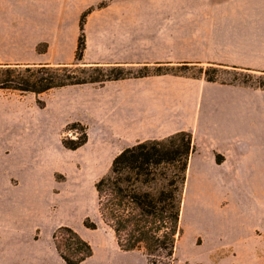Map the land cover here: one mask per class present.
<instances>
[{"label":"crops","instance_id":"1","mask_svg":"<svg viewBox=\"0 0 264 264\" xmlns=\"http://www.w3.org/2000/svg\"><path fill=\"white\" fill-rule=\"evenodd\" d=\"M101 1L0 0V64L74 63L80 15ZM84 33L82 66L191 62L264 71V0H108L87 15ZM41 44L44 53L37 51ZM41 111L53 115L54 138L48 134L52 125L37 118ZM73 122L86 127L88 139L71 151L62 146L61 133ZM179 131L192 134L196 152L190 161L197 158L203 185L218 191V178L226 174L244 185L249 178L258 194L263 259L264 91L169 74L65 86L37 96L0 89V238L17 240L25 210L56 203L57 174L74 180L60 202L84 203L90 192L96 196L95 179L123 149ZM200 136L210 141L203 156ZM69 152L77 153L76 161L67 160ZM215 152L222 163L215 162Z\"/></svg>","mask_w":264,"mask_h":264},{"label":"trees","instance_id":"2","mask_svg":"<svg viewBox=\"0 0 264 264\" xmlns=\"http://www.w3.org/2000/svg\"><path fill=\"white\" fill-rule=\"evenodd\" d=\"M105 4H98L96 9ZM94 9L91 7L80 15L74 63L0 64V89L37 96L65 86L103 85L107 81L166 74L203 78L207 82L217 83L220 71H232L228 82L219 83L264 91V71L236 66L191 62L143 65L136 69L122 65L82 66L80 61L86 47L84 23ZM46 48V44H41L37 46V51L44 53ZM173 65L194 72L189 75L177 72L172 70ZM36 104L39 108L44 107V102L40 100ZM65 130L80 131V135L74 139L61 138L65 149L74 151L87 142V129L84 125L73 122ZM195 152L192 134L179 131L163 139L138 142L113 158L108 172L94 183V189L98 214L112 231L120 250L141 251L146 264H174L176 242L183 233L180 213L187 168ZM214 156L217 164L224 160L216 152ZM83 226L89 230L97 229V224L89 217L85 218ZM51 240L57 256L64 264H81L93 255L90 243L69 226L57 227Z\"/></svg>","mask_w":264,"mask_h":264},{"label":"rangeland","instance_id":"3","mask_svg":"<svg viewBox=\"0 0 264 264\" xmlns=\"http://www.w3.org/2000/svg\"><path fill=\"white\" fill-rule=\"evenodd\" d=\"M102 2L107 4L108 0L92 7L96 9ZM173 66L172 70L177 72L188 75L194 72L179 68V65ZM218 74L216 84L228 82L233 72L220 71ZM37 118L52 125L48 134L54 138L57 126L53 124L51 112H38ZM79 135L78 130L61 133L62 137L69 138ZM209 144L204 136L197 139L201 156ZM251 148L252 156H257V148ZM77 156V153L69 152L67 160L76 161ZM188 165L180 213L183 233L176 242L174 264H264L258 248V194L252 190V185H247L249 178H244V185L242 179L226 174L218 178L222 186L217 191L201 183L197 158L189 159ZM56 180L59 183L54 191L56 203L38 211L25 210V228L17 240L9 243L0 238V264H64L51 240L52 233L59 226L73 228L92 246V257L81 264H146L141 251L125 252L118 248L112 231L98 214L95 194L90 192L84 203L62 204L60 198L68 195L74 180L66 179L62 174H57ZM86 217L97 224L96 230L84 228Z\"/></svg>","mask_w":264,"mask_h":264},{"label":"built area","instance_id":"4","mask_svg":"<svg viewBox=\"0 0 264 264\" xmlns=\"http://www.w3.org/2000/svg\"><path fill=\"white\" fill-rule=\"evenodd\" d=\"M70 138L74 139L75 137H73V136H70Z\"/></svg>","mask_w":264,"mask_h":264}]
</instances>
